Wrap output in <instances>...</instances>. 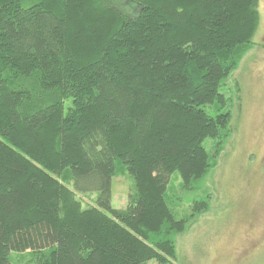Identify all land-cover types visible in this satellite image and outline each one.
I'll list each match as a JSON object with an SVG mask.
<instances>
[{"label": "trees", "instance_id": "obj_1", "mask_svg": "<svg viewBox=\"0 0 264 264\" xmlns=\"http://www.w3.org/2000/svg\"><path fill=\"white\" fill-rule=\"evenodd\" d=\"M259 7L0 0V264L176 261L209 201L179 219L167 189L174 173L190 190L218 168L233 133L221 89L255 46ZM118 169L134 182L125 210L112 206Z\"/></svg>", "mask_w": 264, "mask_h": 264}, {"label": "rangeland", "instance_id": "obj_2", "mask_svg": "<svg viewBox=\"0 0 264 264\" xmlns=\"http://www.w3.org/2000/svg\"><path fill=\"white\" fill-rule=\"evenodd\" d=\"M259 4L255 46L221 89L227 97L224 112L233 116V133L218 157V168L190 190L183 189L178 173L168 186L166 201L179 219L192 216L197 201H209L208 210L177 236L176 261L169 264H264V0ZM205 108L215 116L216 107ZM214 145L205 141L210 154ZM118 171L112 206L125 210L134 182L128 172ZM96 196L79 199L87 207ZM11 256L13 264H31L28 252Z\"/></svg>", "mask_w": 264, "mask_h": 264}]
</instances>
